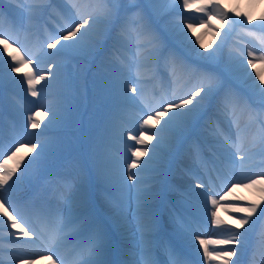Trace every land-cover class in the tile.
I'll return each mask as SVG.
<instances>
[{
  "label": "snow or ice",
  "instance_id": "obj_1",
  "mask_svg": "<svg viewBox=\"0 0 264 264\" xmlns=\"http://www.w3.org/2000/svg\"><path fill=\"white\" fill-rule=\"evenodd\" d=\"M9 3L21 7L26 24L24 19L17 22L11 11L6 12L0 0V24L6 23L9 26L8 31L0 30V41H3V52H0V93L6 81L14 79L10 73L18 72L19 67L25 64L32 66L34 71L24 73L20 82L26 83L27 92L32 97H37L40 94L37 86L41 81H48L44 87L51 88L56 98L53 107L45 112L46 115L51 114V120L46 125L48 128L63 127L67 122L66 118L71 115V101L74 99L71 90L77 80V76L71 71L73 61L95 63L104 54V61L111 66L107 78L111 96L110 102L106 104V130L115 127V114L119 109L135 106L137 102L145 103V98L139 94L141 90L131 79L130 73L134 66L139 73L142 67H148L146 61L152 65L153 70L162 62L173 79L177 70L185 73L190 78L191 86L179 95L173 91L171 99L162 96L160 103L149 109L153 115L143 119L141 128H156V125H161L159 131L153 134L157 143L153 146L148 161H142V157L148 156V143L153 137L149 136V141L142 139L144 132L139 135L128 133V139L141 147L132 151L130 163L125 162L126 172L123 164L105 157L97 145L91 152L92 167L82 165L79 159L73 160L74 174L62 178L56 207H38L33 196L21 194L23 189L18 186V182L26 179L30 172L39 175L47 166L54 164L64 151L62 141L56 137L40 139L45 134L28 132L27 125L32 129L41 126L34 116H28L23 135L31 138L17 139L13 145L15 151H11L9 155L4 150L0 130V160L5 156L9 160H16L15 166L10 169L5 163H0V208L3 209V216L8 218L7 221L0 222L6 224L10 221L11 229H19L23 237L31 238L36 230L30 218L35 216L41 228L50 233L56 246L71 243L74 251L72 264H193L188 258V247L202 248L203 260L209 264L212 260H219L221 264H230V261L232 264H239L240 253L247 247L248 240L246 232H241L240 229H244L246 225L251 228L258 210L260 217L264 218V207H261L264 204V172L257 178H249L246 184L239 180L233 184V187L242 184L246 188L261 185L259 202L235 207L236 212L244 213L239 218V228L224 229L222 234L227 238L206 240L201 238L194 223H188L178 215L172 217L176 225L174 233H168L162 215L150 203L157 194L151 188L139 187L145 183V178L133 170L142 166L144 171H159L158 167H148L149 161L154 166L160 163L157 151L164 148L169 153L178 151L196 132L201 121H206L208 126L215 125L213 135L222 137L226 153L230 148L236 152L245 151L239 111L247 112L252 121L259 125V155L264 162V77L259 73L253 76L247 70L257 60L264 62V49L259 54L249 50L246 56L243 52L239 55L229 53L228 58L224 59L221 52L226 33L225 39L220 41L215 51L201 52L203 44L199 42V38L194 41L188 35V30L197 20L192 19L185 25L188 17L181 13L180 19H177L173 15L174 12H179L181 5L183 9L190 8L191 0H90L87 7L80 0H28L27 3L25 0H9ZM197 11L202 13L199 22L206 23L210 18L207 14L210 13L219 15L230 28L237 23L244 28L253 24L251 15H247L246 20L234 19L211 0ZM45 16L58 17L64 21L58 26L56 34L49 37L51 42H44L46 49L42 44L39 55H33L30 51L22 52L20 47H15L19 44V34L41 27L40 22ZM259 21L264 26V15L259 17ZM219 32L217 30L218 35ZM198 43L199 48L196 47ZM13 47L14 54L8 52ZM52 49L56 51H48ZM5 53L10 60L3 59ZM51 57H58L59 62L50 61L47 70L36 67L44 62V58ZM4 64L10 69L7 75ZM53 68L57 70L53 71ZM137 79H140L139 74ZM153 120L155 123H152ZM221 121L229 122L237 129L235 139L220 127ZM24 145L30 146L35 153L30 159L23 156L17 158L19 147ZM194 158L198 163L201 162L199 145L194 148ZM250 158V155L239 157L242 162ZM22 165L23 171L17 175V170ZM128 181L133 183L129 184ZM201 187V183L196 184V188ZM133 188L136 189L135 209L131 207ZM97 190L103 193V203L99 207ZM195 195L199 197L201 194ZM203 195L207 196L208 193ZM211 203L216 206L219 202L212 199ZM211 216L213 225L221 226L224 223L216 218L215 211L211 212ZM133 221L136 225L130 246L133 258L128 260L120 258L125 253L123 248L117 246L115 238L118 233L124 237ZM210 245L223 247L215 249L210 248ZM256 249L264 250V230L259 234L253 255ZM55 255V252L48 255L52 264H57V260L59 264H65L62 257L53 259ZM234 256L237 257L236 261L232 260ZM15 259L17 257H13V264ZM19 259L24 264V258ZM28 264H34V260L29 259Z\"/></svg>",
  "mask_w": 264,
  "mask_h": 264
},
{
  "label": "rangeland",
  "instance_id": "obj_2",
  "mask_svg": "<svg viewBox=\"0 0 264 264\" xmlns=\"http://www.w3.org/2000/svg\"><path fill=\"white\" fill-rule=\"evenodd\" d=\"M27 2L28 0H25V3ZM207 2L208 0H191L190 8L183 9L181 5L179 12H174L173 15L177 19H180L181 13L184 17H188L189 19L185 20V25L190 23L192 19H196L197 22L194 23L193 26H200L203 30L202 33L204 32L203 35L211 34L214 36V39H212L214 44L209 52L216 50L217 45L222 39H225V34L229 30L231 32L227 35L225 45L221 52L222 58L227 59L229 53H232L233 55H239L241 52H243L246 56L249 50H254L257 52V54H259V51L264 49V26H262V22L259 21V17L264 15V0H253L254 4L257 6L256 8L252 4L244 8L240 0L234 3L232 7L226 6L223 3V0H211L212 3H218L234 19L246 20V16L251 15L253 18V24L248 25L247 28L241 27L239 23L230 28L229 25L219 17V15L210 13L207 14L210 16V18L207 19L206 23L199 22V17L202 15V13H199L197 9ZM2 3L4 10L6 12L11 11L17 22H20L22 19H24V12L21 10V7L16 6L15 3L10 4L9 0H2ZM80 3L87 7V5L90 3V0H80ZM237 7H240V9H237ZM24 22L26 24V19H24ZM40 23L41 27L32 29L28 32H21L17 37L19 39V44L16 45V47H20L22 52L30 51L33 55H39L41 45L43 44L46 49V44L44 42H51L49 37L56 34L58 26L62 25L64 21L58 17L51 18L45 16V18ZM8 27L9 26L6 23L0 24V30L2 31H8ZM217 30H220L219 35L217 34ZM191 37L194 41L197 37L199 40L201 39L199 34L192 35ZM48 51L55 52L56 50L52 49ZM132 54H135V48H133ZM103 56L104 54H102L101 57L95 61V63L85 60L72 62L71 71L77 76L75 85L71 90V95L74 97V99L71 101L73 107L70 109L71 115L66 118L67 122L59 129L46 127V125L49 123L48 120H51V114L49 113L50 118L48 119V117L44 116V113L48 108L53 107V105L56 103V98L53 95L52 89L44 87L48 81H41V83L37 86L38 92L40 94L37 97H32L31 94L27 92L26 83H21L20 81L22 80L24 73L34 71L33 67L25 64L23 73H10L8 65L4 64V71H8L11 75H13L12 77L14 79L12 81H6L2 93H0V130H3L2 123H6L9 127L8 136L12 137L14 142L17 139L22 138L30 139L31 137L24 136L23 133L25 132L27 117L34 116L35 119L40 121L41 126L38 129H32L30 125H27L28 132H39L45 134L44 136L39 137L40 139L56 137L58 140L62 141L64 145V151L59 155V158L54 164L47 166L39 175H33L30 172L26 179L18 182V186L23 189V192L21 193L22 195H28L26 189L30 190L29 184L31 182L41 183L43 185L40 189V193H44V196L48 198L49 202L55 204L57 191L62 187V178L74 174L73 167L71 168L72 164L71 166L68 164L72 163V160L74 159H79L82 165L92 167L91 152L93 147L99 145V150L105 155L107 153L105 150L109 148L108 145L111 147L113 145L119 144V140H121L122 144L121 158L122 161H124L123 165L126 172L127 168L125 162H131V159L133 158L132 151L135 150V148H140L141 145L136 144L135 141L129 140L128 138H123V134H117L116 128L119 127L120 122L125 121L128 123L124 127L127 133L131 132L133 135H139L140 132H144L142 139L149 141V136L155 137L153 134L159 131L161 128V125H156V128L140 127L143 119H146L148 115H153L149 109L159 104L162 96L167 99H171L173 91L179 95L191 86L190 78L185 73L177 70L175 78L173 79V77L168 74V70L164 68L162 62L155 66L154 70L152 69V65L147 61L145 63L148 64V67L141 68L145 72H150L152 78L150 76L149 78H145L144 75H141L137 72V69L134 66L130 73L131 79L135 82V86L141 90L139 94L145 98V103L137 102V105L135 106H126L119 109L115 114V127L106 130V104L110 102L111 96V89L107 85V78L111 72V66L104 61ZM3 59L10 60L9 57H4ZM50 61L59 62V58H44V62L36 65V67L46 70ZM254 63L256 64V69L254 72H251L252 75L259 73L260 76L264 77V62L257 60ZM53 69L55 71L57 70L55 68ZM138 74L140 75V79H137ZM5 94H8L7 102L3 101V95ZM129 95H131V93H129ZM6 109L7 111L5 114ZM10 113L15 115L17 121H11L12 118L9 116ZM245 113L247 112H238L241 137L245 151L236 152L235 149L231 148L227 150V153H234V155H232V162L236 169L233 170V168H228L227 166L223 165L226 160L225 157L228 155L225 152V148L222 146L223 139L222 137L213 135L215 125L208 126L206 121H201V124L196 132L191 135L192 137H189L179 148V150L175 151V153L170 157V162L173 167H176V165L180 163L185 164L187 167L188 162L183 159L184 152H189L188 150L194 151L195 146L199 145V149L202 153H204V156L208 157V161L219 160V163H215V172H217V174L208 181L209 186L207 189L210 191V196L213 197L211 198L208 195H203V193H205L203 191L196 192L201 194V198H197L195 201L200 205L198 207L202 206L203 209L206 210V215L198 216L196 221L191 220L192 223H196V225H198V228L208 230V232L215 230V232L220 233L221 229H224L227 226L225 223V218L219 213L216 214V218L223 221L224 223L221 226H216L211 223V211L216 212L219 209V205H212V199H216L219 202L218 204H226L227 206L225 209L228 211L230 209L234 215L238 216V218L243 216L244 213L236 212L235 205L244 207L249 202H255L252 201L255 194L259 199H261L259 192L261 185H257L255 188H246L241 184L240 188H233V184L237 183L238 180L246 184L248 183L249 178H257L259 174L264 172V162H262V157L259 155L260 146H256L253 143L255 142L256 138L259 140V125L258 123L252 121L248 113L247 116H244ZM152 123H155V120H153ZM220 127L223 130L227 129L224 121L220 122ZM235 130L237 131L236 128ZM249 135L251 136L249 137V140L252 141V143L244 144V141L247 140ZM232 137L235 139L236 135ZM14 142L9 144L3 143L4 150L9 155L11 154V151H15V146H13ZM156 143L157 142L153 139L149 141L148 148L150 149V152L148 156L142 157V161H148L149 156L152 155L151 150L153 149V146L156 145ZM207 144H209L210 147L207 150H203L202 147H205ZM33 155H35V153L33 152L32 148L28 145H24L19 147L17 158L23 156L26 159H30ZM241 155H250L251 158L242 162L239 159ZM157 156L160 160V163L155 165L159 168V171H157L156 174L163 173L164 171L166 172L165 164L167 162L168 156L167 158H164L162 151H157ZM3 159L0 160V163L3 162ZM15 163L16 160L12 159L8 160L5 164L10 169L15 166ZM148 165L153 164L149 161ZM195 169L198 175L206 180L205 168L198 165L195 167ZM22 171L23 165L17 170V175H19ZM133 171L140 173V175L143 177L149 173L148 171H144L142 166L140 168L134 169ZM56 172L59 177L51 176ZM181 176L182 174L180 173V177ZM189 176L190 175H187V178H189V181L193 183L192 185L196 186L197 183H201L200 181H193V175L190 177ZM159 178V181L164 179V177L162 178V175ZM15 179L16 177L14 176L13 180ZM43 180L47 182H44ZM25 181L28 183H25ZM131 183L133 182L131 181ZM27 185L28 188L26 187ZM144 185L145 183L143 185H139V187L143 188ZM165 193L166 195H169L172 192ZM99 195L100 198H102L103 193L102 191L97 190V197H99ZM242 195H245L246 198L239 199L238 197ZM221 197H223V199H221ZM131 207L135 209V199H132ZM261 207H264V204H262ZM192 215L195 217L193 213ZM182 217L185 220L187 219L184 216ZM258 220L259 222H257ZM253 221L255 224L253 223L251 228L246 225V228L240 229L241 232H246L249 241H252V248H250L251 246H248L245 250V255L249 258V260L252 258L256 242L259 238V231L262 230V226L264 225V218L260 217L259 210L258 213L253 217ZM132 224V227L136 228L134 221ZM233 224L236 225V223L231 222V225ZM132 237L133 233L131 232H127L123 237L125 243L124 246L128 249V253L131 252L130 246L133 243ZM9 244L10 248L14 251L12 254H16V252L19 251L17 243L11 240L9 241ZM213 247H215V249L222 248L220 245H212V248ZM256 251H258V249H256ZM72 252L73 250L71 253ZM2 253L5 254L6 252L2 251V243H0V256H2ZM215 262L221 264V261L219 260H215Z\"/></svg>",
  "mask_w": 264,
  "mask_h": 264
},
{
  "label": "bare ground",
  "instance_id": "obj_3",
  "mask_svg": "<svg viewBox=\"0 0 264 264\" xmlns=\"http://www.w3.org/2000/svg\"><path fill=\"white\" fill-rule=\"evenodd\" d=\"M237 1L238 0H223V3L226 6L232 7L234 5V3H236ZM240 1L243 4L244 8H246L247 6H250L251 4L254 5L255 8L257 7L254 4L253 0H240ZM237 9H240V7H237ZM263 14H264V10H263ZM202 31L203 30H202V28L200 26H193L191 29L188 30V35L192 36V35H198L199 34L200 38H201L199 40V42L203 44V48H200V51L207 53V52L210 51L211 47L214 44L213 41H212V39H214V36L211 35V34L203 35L204 32L202 33ZM230 32L231 31L229 30L227 32V35ZM15 47L9 48L8 52H11V53L14 54L15 53ZM196 47L199 48L200 44L199 43L196 44ZM0 52H3V41H0ZM4 57H7L6 53L4 54L3 58ZM24 68H25V65H23L22 67H19L18 72H22L23 73L24 72ZM255 69H256V64L254 63L252 66H248L247 70L250 71V72H254ZM53 71H55V70L53 69ZM4 72L6 73V75L9 74L8 71H4ZM139 74L144 75L145 78H149V76L152 78V75H151L150 72H145L142 69H140ZM11 76H13V75H11ZM253 76H256V74L253 75ZM1 98H2V95H1ZM3 101L4 102L8 101V94L3 95ZM44 116L48 117V119L50 118L49 114L46 115L44 113ZM244 116H247V113H245ZM48 121H50V120H48ZM127 124H128L127 122H125V121L122 122L121 121L120 124H119V127L116 128L117 131H119L118 135H120V134L124 135L123 138H128V133L126 132V130L124 128L125 125H127ZM225 124L227 126V129H225L224 131L226 133H228L229 135H231V136L236 135L237 131L235 130V128L232 127L229 122H225ZM190 137H192V136H190ZM249 137H251V136L250 135L248 136L247 140L244 141V144L252 143V141L249 140ZM152 139L157 142L156 137H153ZM253 143L256 146H260V141L258 140V138H256L255 142H253ZM209 147H210V145L207 144L205 147H202V149L203 150H205V149L207 150ZM188 151L189 152H184V156H183L184 157L183 159H185L188 162L187 167H186V165L184 166V164H182L181 168H180V164H179V166L174 169L173 167H170V163H171L170 162V157H171L172 154L175 153V151H172V152L169 153L168 149L164 148L162 150L164 158H167V156H168L167 162L165 164V170L167 172L164 171L163 173L156 174L157 171H148L149 173L144 177L145 178V185H144L143 188H151V190L154 193L157 194L156 197L153 200L150 201V203H151L152 207L158 213H160L162 215L163 221H164L165 226H166V231L168 233H174L175 228H176V225L173 223V220H172L173 216H177V215L178 216H184V217L187 218L186 221L188 223H192L191 220L192 221H196L195 219L198 216L206 215V210L203 209L202 206L198 207V206H200L198 203H193V202H194V199L201 198V195H199V197H197L195 195L196 192H198L199 190H203V192H207L208 196H210V191L207 189L208 188L207 187V183L204 181L205 184L203 185V187L198 188V189L197 188L195 189L193 187H186L185 184L187 183V181H186L187 176L186 175H188V174L189 175H191V174L195 175L196 174L194 172L195 167L197 165L201 166L202 164H206V161L208 159L206 158V156H204L200 152L202 159H201V162L198 163L195 160V158H194V151L193 150H188ZM225 158H226V160L223 163V165L227 166L228 168H233V170L236 169L234 167L233 162H232V155H230V156L227 155ZM8 160L9 159H7V157H5L3 159V162H1V163H6ZM123 162L124 161H122V160L118 161V163H121V164H123ZM177 164H178V161H177ZM223 165H222V168H223ZM148 167H149V169H152L153 167H158V166L148 165ZM212 170H215V169L213 168ZM232 172H234V171H232ZM180 173L182 174L181 177H180ZM161 175H162V178L164 177V179L165 180L167 179V181H164V180H160L159 181V179H160L159 177ZM209 176H210V173H209ZM9 183L11 184L12 182L10 181ZM128 183L132 184L131 181H128ZM240 187L241 186H237V187H233V188H240ZM165 188H169V190L172 188L171 192L176 190V191H179V192H181V193H183L185 195L189 194L188 195L189 199H186L185 202L179 201L178 199L177 200L174 199V201H172V202L166 201L165 207L162 208V207H160V200L162 198V191H164ZM190 190H196V191L195 192L194 191L190 192ZM135 191H136V189L133 188L132 189V193H131L133 199H134V196H135ZM210 197L212 198L213 196H210ZM238 198L239 199H245L246 197H245V195H242V196H240ZM98 199H99V203L102 204L103 200H102V198H100V195H99ZM259 200L260 199L255 194L253 196L252 201L258 202ZM217 205H219V209L216 211V214L219 213L225 218V223L227 225L226 228H228V227L229 228H236V227L239 228V218H238V216L234 215L231 212L230 209H229L230 212L227 209H225V207L227 206L226 204H217ZM236 206L237 205H235V207ZM240 207H242V206H240ZM9 211H11V209H9ZM191 212L195 215V217H192L190 215ZM13 215H15V213H13ZM7 219H8L7 217L3 216V209L0 208V221H7ZM231 222L236 223V225L235 224L231 225ZM254 224H255V222H254ZM38 225H39L40 231L35 229L36 230V234L33 237L29 238V237H23L20 234V230L19 229H11L10 221L8 223H6V224L0 222V236H2V238L0 239V242H2V248H4L5 252H6L5 254L2 253V258L0 260V261H3V264H13V257H17V259H15V261H14V264H21V260L19 259V257H23L24 258V264H28V260L29 259H33L34 260V264H52V261L48 259V255L51 252H55L56 253V255L53 256V259H56V257L59 256V257H62L64 259L65 264H69L70 263L69 254H70V250L73 249L72 245L70 244L68 247H62L61 246L60 250H57L58 246H56L53 243V241L51 240L50 233L47 232L46 230L42 229L39 223H38ZM195 225H196V223H195ZM257 225H258V223H257ZM132 226H133V224L131 223L129 228H131ZM196 226H198V225H196ZM226 228H224V229H226ZM245 228H246V226H245ZM224 229L222 228L220 233L219 232H215V230H213V231L211 230L210 232H208V230L200 229L198 227H197L196 230L201 235V238H203V239H206V240H218V239L227 238L226 235L222 234ZM135 230H136V228L132 227L131 229H129L128 232H131V233L134 234ZM262 230H264V225L262 226ZM262 230H260L259 232L261 233ZM10 233H14L15 235H10ZM39 234H41V235L43 234L44 236H46V239L49 242V246L48 245L47 246H39V247H37V250H35L33 252L30 251V250H27V251L22 250L24 252L23 254H21V253H19L18 255L11 254V248H10V244H9V241H10L11 238H16V240H17V238H19V240H22L24 242L25 241L32 242L33 238L34 239L37 238V240L36 239L35 240H36V242H39L40 240H42L39 237L40 236ZM115 239L118 241L117 246L123 248L124 253H125V255L123 257H120V258L131 260L133 257L131 255V252L130 253L127 252L128 249L124 246L125 243H123L124 242L123 238L120 235H116ZM250 243H252V241H249V239H248L247 240V247L251 246ZM27 244H30V243L27 242ZM197 244H198V242H197ZM220 247H223V246H220ZM66 248H68V249H66ZM210 248H212V245H210ZM213 248H215V247H213ZM246 248L244 250H242L241 253H240L239 263H241V264H250V262H251V264H264V250H259L258 249V251L255 252V255H252V259L249 260V258L245 255ZM24 249H26V248H24ZM44 249H47V251H45ZM187 249H188V251H187L188 258L193 262V264H209L208 261L203 260V249L202 248L198 249L197 247H188ZM36 254H42V255H36ZM232 260L236 261L237 257L234 256L232 258ZM230 263H232V261H230ZM57 264H59V260H57ZM211 264H218V262L216 263L215 260H212Z\"/></svg>",
  "mask_w": 264,
  "mask_h": 264
}]
</instances>
